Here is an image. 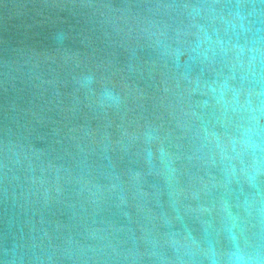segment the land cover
<instances>
[{"label": "water", "instance_id": "obj_1", "mask_svg": "<svg viewBox=\"0 0 264 264\" xmlns=\"http://www.w3.org/2000/svg\"><path fill=\"white\" fill-rule=\"evenodd\" d=\"M0 264H264V0H0Z\"/></svg>", "mask_w": 264, "mask_h": 264}]
</instances>
